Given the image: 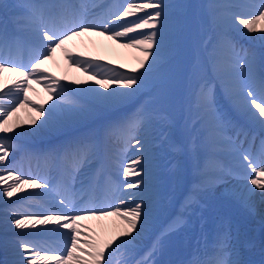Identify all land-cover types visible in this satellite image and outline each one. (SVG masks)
Returning <instances> with one entry per match:
<instances>
[{"label": "snow or ice", "instance_id": "6c2138e0", "mask_svg": "<svg viewBox=\"0 0 264 264\" xmlns=\"http://www.w3.org/2000/svg\"><path fill=\"white\" fill-rule=\"evenodd\" d=\"M27 14L22 17L25 24L33 34L36 46L28 62H22L9 53L13 48H21L23 42L19 37L9 38L5 33H0V182L4 178L11 179V183L0 188V195L11 198L18 192L25 191L24 186L33 189L48 190L51 185L45 181L39 182V177L24 178V174L17 175L14 162L9 161V155L16 150L15 137L9 134L16 132L20 127L13 117L25 105H30L28 96L33 83L43 82L45 89L57 100L65 96L67 85L51 76L42 65L54 59L57 50H62L69 67H75L89 75L99 87L89 90L105 104L118 105L127 98L136 94L144 86L148 77L160 73L169 59L176 51L180 34L183 28L177 11L178 6L170 0H124L123 5L108 8L106 14L99 21H87L86 11L96 5L82 2L78 5L62 3H34L23 5ZM143 13V15H138ZM134 18V19H127ZM237 31L259 32L256 37L264 42V0L258 10L247 16L232 13L230 21ZM237 26H242L239 28ZM88 33L106 36L107 39L121 43L124 48L136 49L141 53L138 58V68L124 72L102 63L98 58H87L83 53H71L66 45L77 37ZM216 78L226 85V92L234 100L237 110L248 120L258 123L264 128V76H258L254 70V54H249L247 49L238 48L225 34L212 46L207 53ZM12 72L16 78L11 81V86L4 82V73ZM73 83H81L74 81ZM83 83L87 84V81ZM121 87H114V86ZM233 85L234 87H229ZM103 89L104 91H101ZM109 89H111L109 91ZM123 89V90H122ZM213 89L207 82L201 85L196 96V103L204 110L211 121L207 140L211 145L210 151L214 152L217 145L226 142L238 153L241 167L247 169L243 176L233 173L231 169L220 170L228 175H236L238 179L246 181V193L250 197L259 190L264 198V140L256 157L250 149L240 150L235 145L241 132L236 131L235 137L227 136V125L221 121L212 105ZM37 112L36 118L29 121L37 127L30 131L37 132L58 123L63 109L60 104L53 103L47 108L43 104L31 105ZM151 118L146 112H137L132 117L118 122L114 129L122 133L123 147L113 154V159L122 164L121 173L124 178L123 190L128 192V199L132 200L129 206L124 200L119 204L94 202L84 207H76L67 195L59 201L63 207L50 211L59 214L50 215L42 212L23 213L13 210L11 223L16 229H36L37 225L54 224L52 229L41 231L58 232L59 229L69 230L64 233L68 237L66 246L60 250L59 255L44 254L52 249L45 248L33 240H17L20 250V260L17 264H111L114 252L123 250L132 245L140 234L148 227L152 203L156 195L153 174L147 164L149 140L146 138L150 128ZM242 145V141L240 142ZM134 150L135 156L125 163L122 157L128 150ZM98 145L94 142H81L72 152V169L68 174L66 191L71 189V183L76 179L78 172L85 163L94 158ZM215 163L214 156H210L206 166ZM98 169L87 185L81 182L82 190L98 188ZM129 190H135L129 192ZM195 203V197L186 199L185 209ZM119 217L126 225L113 239L104 243L88 237L81 244L80 221L85 219H103L105 217ZM184 223V218L177 217L170 223L153 244V251L160 246L163 238L172 231H176ZM217 252L214 256L205 259L194 258L188 264H240L237 259H229L231 253L228 248V235L223 234L214 246ZM122 264H128L124 260Z\"/></svg>", "mask_w": 264, "mask_h": 264}, {"label": "bare ground", "instance_id": "6f19581e", "mask_svg": "<svg viewBox=\"0 0 264 264\" xmlns=\"http://www.w3.org/2000/svg\"><path fill=\"white\" fill-rule=\"evenodd\" d=\"M38 0H11V3H6V0H0V33H5L9 38L19 36L21 41L23 42V46L19 49L13 48L10 55L15 54L18 52L20 55L19 58H16L22 62L26 63V58H31L33 55V49L36 46V42L34 40L32 32H27L26 29L22 26L16 25L19 15L25 9H23V4L28 3L32 4ZM182 3L178 4L176 0H170L171 3H174L178 6L177 11H183L185 9V4L190 3L191 12H196L195 0H181ZM215 1V5H212L213 8V16L216 18V15H219L220 18H232V15H229L225 12H218L216 8V3H220L221 8H228L230 9L231 6L228 5V0H213ZM254 1V0H253ZM257 1V0H256ZM43 3L52 2V0H42ZM82 0H73L70 4H80ZM83 2L88 3L90 5L94 4L96 7H89L86 11L85 19L87 21H99L107 12L108 8L115 5H123L124 0H83ZM255 2V1H254ZM261 3V0L258 1V4ZM243 6L239 8H232L231 10H235L238 14L242 16H247L248 14L252 13L254 9H257L255 5H251L250 2L244 1ZM185 13V12H184ZM183 13V14H184ZM138 15H143V13H139ZM215 18H213L211 22V29L212 34L209 41L208 46L206 47L204 44H200V34L193 28L192 22H189V26L183 25L182 31L187 34V38L190 40L192 47H194L195 51H199L203 54V57L194 53L190 55L188 59L183 62H173V58H175L177 51L173 53L171 58L169 59L168 63L164 66L163 70L155 74L157 79H151L150 77L147 78L143 87L138 89L135 95L127 98L124 102L118 105H108L102 103L94 93H92L89 89L92 87H99L95 84V81L84 72L80 71L75 67H69L68 61L61 50H57L55 57L53 60L48 61L46 64L42 65L43 68H46L48 73L51 76L59 79L62 83L67 85V91L65 96L60 100H57L55 96L51 95L44 87L43 82L37 84H32V89L29 90L28 96L30 98V105H25V107L21 108L18 113L15 114L13 117L14 120H17L20 124V127L16 130V132L22 133L19 136H16V133L10 134L11 136L15 137V143H24V139L33 140L37 147L43 148L46 144V140L50 137H53L56 134H59L63 141L68 139V144L71 146V141L69 140L70 136L69 133L74 127L81 128L84 125H89L93 122L98 123V139H99V147L97 154L94 158L83 165V168H86V174L81 171L76 172V183L80 184V182L84 181V185L89 183L88 179L85 177L91 178V176L96 175L97 170H100V178L104 179V183L107 181L106 173L104 170V165H108L114 169H119L120 162L113 159V154L119 151L123 147L122 139H118L116 141L115 146H111V138L114 135H111L109 130L103 127V120L107 117H113L115 124L121 122L119 120L120 117L125 116L128 114V111L132 110L137 104L143 101V96L152 93H158L165 97L166 92H172L174 95H171L170 98L174 99L176 102L185 100L188 101L189 94H188V84L189 82L192 84L191 87L198 89L195 93L193 101L196 103V96L200 92L201 85L204 83H208L212 86L213 89V96H212V105L213 107L217 106L219 112L217 113L220 117L221 121H223L227 127L230 128H237L241 130V125L239 121L235 118L232 111L229 107L232 108L233 112L241 116L244 120H248L245 116H243L235 107L234 100L231 96L228 95L226 92V85L222 83L219 79L216 78L215 72L213 70L212 63L210 62L207 53L211 51L212 46L220 39L223 35H227L238 48L247 49L249 54H254V70L258 76H261L260 71L264 72V66L261 65L264 60V52L257 53L254 50L255 45L261 46L264 45V42L259 41L256 39L261 33L259 32H247L244 29L242 32L237 31L231 28H225L218 23H216ZM127 19H134V18H127ZM217 19V18H216ZM210 32L207 33L209 35ZM245 35L246 38L251 40L253 44H240L241 36ZM201 40V39H200ZM240 44V46H239ZM67 47L71 53H83L87 58H98L102 63L108 65L112 68H115L120 71L129 72L133 68H138V58L141 57V53L138 52L136 49L131 48H124L121 46L120 42L107 39L106 36L96 35L94 33H88L81 37L75 38L73 41L67 43ZM191 47V46H190ZM204 48V49H203ZM193 50V51H194ZM263 55L262 58H258V56ZM181 56V55H180ZM188 56V55H187ZM186 58V57H185ZM24 60V61H23ZM179 60V59H178ZM180 61V60H179ZM201 62V63H199ZM206 73V75L204 74ZM16 78V74L12 72H5L4 73V82L8 83L11 86V81ZM74 81H79L81 83H73ZM87 81V84L83 83ZM229 87H234L233 85H228ZM114 87H121L119 85ZM111 89H109L110 91ZM123 90V89H122ZM101 91H104L101 89ZM192 92V91H191ZM88 95V96H86ZM184 95V99L181 97ZM162 98V97H161ZM53 103H58L61 105L63 112L61 113V120L58 123H54L47 128H44L41 131L33 132L30 129L35 128L39 125L40 120L45 119V117H41L40 120L37 121V125L29 124V121L33 118H36L37 112L33 110L31 105H41L43 104L45 108ZM197 104V103H196ZM160 106V105H159ZM196 106H199L198 104ZM150 109V106L147 107ZM162 111V110H161ZM146 113L148 111L146 110ZM168 120L165 123H170L164 126L165 124L159 125V134L167 141V148H173L175 150V160L171 161L174 163L171 166V163L168 164L165 162V159H160L159 162L155 163V161L150 160L151 158H158V152L155 150L154 146L156 144V139L153 136L152 129L148 130L147 139L149 140L148 144V153H147V164L146 167L149 168L153 173L154 183L156 185L155 192L156 195L154 197L152 203V212L148 227L140 234V236L136 239V241L130 245L126 246L125 249L119 250L113 253L111 256V264H122L124 260L128 261V264H182L180 255L184 252H188L195 248V244L197 242L192 241L191 238L195 235V228L197 225L194 226V222H197V217L201 218L200 216H196L194 219L191 216L186 220L187 227H182L183 236L189 235L184 237L185 240H177L174 238L176 233H168L164 238L162 243L159 247L155 249V253L153 255L148 254L145 259L141 258V254H139V250L143 248H151L153 249V244L156 241L154 238L155 229H151L152 221L155 217L159 218L161 224L159 223V227L164 226L166 223V218L169 215L168 213H158L157 210L160 208L162 200H166L167 202L171 200V198L175 197L177 194L184 193L186 196L189 193V189L187 184L189 180H186L184 177L185 167L183 165V150L182 148L173 141L170 136L171 130L170 126L174 122H172L169 117H175L177 119L176 114H167L165 111H162ZM197 113H188L184 110V116L187 121H192V124H198V120H194L193 118L196 117ZM200 123L204 125V129L206 130L207 134H209V127L211 125V121L209 117L206 115L204 111L199 114ZM160 119V117H159ZM124 120V119H123ZM165 121V120H164ZM250 121V120H248ZM252 122V121H250ZM172 125V126H173ZM191 126V125H190ZM195 135V134H194ZM227 136H232V132L227 133ZM208 137V136H207ZM207 137L203 139L200 143V152L202 153L201 156L204 157L207 161L209 160L210 156H214L215 163L205 166V168H201L199 164L196 168L202 169L201 174L207 176L208 178L213 179H226L227 176L225 175L226 172H221L219 170L220 165L227 166V160L229 155L233 151V147L229 146L226 142H222L217 145L216 150L214 152L210 151L211 145L209 144ZM194 138V137H193ZM21 141V142H20ZM244 141L242 143V147L245 145ZM81 143V141H80ZM238 143V141H237ZM241 146V145H240ZM110 147V148H109ZM156 154V155H155ZM238 155V154H237ZM135 151L128 150L125 156L122 157V160L126 163L127 160L134 158ZM233 157L237 158L236 154ZM18 160L15 161V167L17 168V175L23 173L24 178H28L30 176L38 175L43 177L42 170L44 169L45 163H48L49 158L46 156L45 160L40 158V167L39 170L36 171L34 166H30L29 170L25 169V166L29 163V157L27 153L24 151L21 155L17 158L13 156L11 160ZM9 160V161H11ZM21 160V163H20ZM67 158L63 156L60 161L65 162ZM71 161V160H70ZM155 164L154 168L151 167V164ZM71 163V164H70ZM69 165L72 167V162ZM101 163V165H100ZM163 164V165H162ZM19 165V166H18ZM163 166V171L161 173L157 172V169ZM72 169V168H70ZM229 169V168H228ZM231 169V168H230ZM171 170H175V184L173 185L172 189V197L168 196L164 192V181L167 182V179L159 180V178L163 174L169 173ZM51 171H53V175L49 179V184L51 185L50 189H33L29 186H24L25 191L18 192L16 196L11 198L4 197L0 195V230L9 231L13 234L18 235L17 240H33L42 244L45 248L52 249L44 254L48 255H59L60 250L63 249L68 241V237L64 235V233L68 232L69 230L66 229H59L58 232H51V231H44L42 229H52L56 226L54 224L49 225H37L36 229H16L14 225L11 223V213L13 210L23 213H34V212H42L44 214H49L46 210H50L48 206L44 204L42 201L47 200L49 203L55 205L54 209H60L63 206L59 204V201L55 200L54 203L48 198V195L56 190L62 199L65 195L68 196L69 199L72 200L73 205L76 207H84L90 203L94 202H105V203H114L119 204L120 200H124L127 205L132 204V200L128 199V192L123 190V183L124 178L121 175L120 179L116 182L114 181L113 196L110 200L105 198H98L96 199L93 194L89 190H82L79 193L70 195L65 191L63 187L64 184L67 183V177L69 174V170L67 166L57 165L54 166ZM84 171V170H82ZM231 171H235L231 169ZM247 169L241 167L239 168V174L244 175ZM121 172V171H120ZM36 174V175H35ZM44 180V179H43ZM6 183H11V179L5 177L4 182H0V188L6 186ZM103 183V184H104ZM229 185V184H228ZM227 185V186H228ZM232 188L233 192H221L219 193V197L228 198L227 201L228 207L231 208V212L236 216V224H238L240 229H244L245 227L248 228V224L253 223L258 229L264 225V198L261 197L259 190L250 197L246 195H242V192L246 193V181L244 182H231L228 186ZM227 187V188H228ZM130 192V190H129ZM186 192V193H185ZM163 193L165 196H163ZM185 196V197H186ZM184 200V198H183ZM184 203V202H183ZM206 208L204 209L207 211V203H204ZM172 206V204H171ZM170 206V208H171ZM196 207H193L195 209ZM164 210V209H163ZM200 211V210H198ZM191 212V211H190ZM59 214L56 211L55 215ZM209 215L210 212H208ZM205 214V218L210 223H204V227L201 226L200 231L204 230L205 227H209L210 225L214 224H222L219 218L214 217L212 219L209 218V215ZM186 215V214H185ZM177 216V215H176ZM156 218V219H158ZM219 219L218 222L216 220ZM195 222V223H196ZM81 225V244L83 246V241L88 237H93L96 241L100 243H104L108 240L113 239L126 225L123 221L116 216L105 217L103 219H85L79 222ZM163 224V225H162ZM185 225V223H184ZM192 225V227H190ZM258 226V227H257ZM164 228V227H163ZM166 228V227H165ZM213 229V236L212 240L213 243L218 242V238L225 234L226 227H212ZM181 233V232H180ZM246 232L243 233L244 240L246 239ZM254 236V235H253ZM253 239L255 243L258 245L257 249H264V239L262 238L261 233H257ZM12 241L9 246H1L0 244V257L7 255L10 259L11 264H17L20 260V250L19 246L16 241ZM207 241V239H206ZM199 244L197 243V246ZM262 247V249H261ZM228 247L227 249H229ZM226 249V251H227ZM234 259H237L241 262V257L245 258V255H242L238 249H235ZM210 251H204V253H209ZM214 253V251L212 252ZM216 253H214L215 255ZM187 255V253H186ZM211 255V256H214ZM209 257V256H208ZM188 261V259H187ZM185 262L184 264H186ZM264 264L261 262V256L255 260H248V264ZM49 264H54V262H49Z\"/></svg>", "mask_w": 264, "mask_h": 264}, {"label": "rangeland", "instance_id": "374dc122", "mask_svg": "<svg viewBox=\"0 0 264 264\" xmlns=\"http://www.w3.org/2000/svg\"><path fill=\"white\" fill-rule=\"evenodd\" d=\"M199 1V8H201L202 10L201 11H197V13L195 14V17H194V26L197 28V30H198V32H202V33H208V26H207V24H209L210 23V19L212 18V16H211V13H209L208 12V10H207V3H208V0H198ZM242 1H248V0H233V2H234V6L235 7H240V6H242L243 5V2ZM252 4H254L255 2H258L259 0H249ZM260 4V3H259ZM258 4V5H259ZM185 6H186V4H185ZM258 10V9H257ZM185 12V13H184ZM183 13L184 14H182V17L184 16V18H188V20H185L184 19V21L183 20H181V22H182V25H185V27L187 26L186 24L188 23V22H190L189 21V16H190V14H189V11L188 10H186V11H184ZM215 18V17H214ZM217 19L215 18V21H216ZM228 26H231V27H233L232 25H228ZM237 27H239V26H237ZM241 27V26H240ZM239 27V28H240ZM234 28H236V27H234ZM235 30H237V28L235 29ZM211 34H212V32H210V34L208 35V39H206L207 37H205V38H201V44H204L206 47H207V45H208V42L210 41V38H211ZM184 35L185 34H183V33H181L180 34V41L178 42V44H177V47H176V51H177V58L180 60V61H184V59H186L189 55H190V51H191V45H190V43L188 42V40L184 37ZM243 37H245V35H242ZM241 36V37H242ZM202 37H204V35H202ZM243 40H245L244 38H242ZM208 41V42H207ZM248 42H249V40H248ZM250 43V42H249ZM239 46H240V44H239ZM256 46H258V45H256ZM256 48V50H257V53H258V51L261 53V52H263L264 51V46L262 47H255ZM204 49V48H203ZM193 51V50H192ZM181 55V56H180ZM188 55V56H187ZM199 56H201L202 54L199 52V54H198ZM262 56L263 55H261L260 56V54H259V56H258V58L260 59V58H262ZM186 57V58H185ZM201 57H203V56H201ZM174 59V58H173ZM264 59H261L260 61H263ZM199 63H201V62H199ZM204 74L206 75V73L204 72ZM150 77H152V78H155V76L153 75V76H150ZM151 78V79H152ZM155 80V79H154ZM192 86V84H190V87H189V94H192V95H194L195 94V92H196V88H194L193 89V87H191ZM192 91V92H191ZM147 100H154L155 101V103H156V107H157V109H159V107H168L169 109H171L173 112H175V113H180L181 111H182V109H181V104L180 103H178L177 104V106L170 100V99H164V98H161V96H159V94H153V95H150L148 98H147ZM180 102V101H179ZM182 102V101H181ZM160 105V106H159ZM144 108V104H141L139 107H137L133 112H131L133 115H135L137 112H139L140 110H142ZM189 111L190 112H195L196 111V108L194 107V104L192 103L191 105H189ZM159 116V115H158ZM132 117V116H131ZM159 118V117H158ZM196 119H198L197 117H196ZM180 126H181V128H182V133H183V135H184V137H185V139L187 140V141H192V142H196L197 141V137H199L200 135H201V133H203V130H202V128H201V126H196L195 128H194V130H192V129H189V128H187V127H185L184 126V124L183 123H181L180 124ZM179 127V126H178ZM192 131H194V134L191 136L190 134L192 133ZM154 132V134L156 135V138H157V140H158V144H159V140L161 141V136L159 135V133L157 132V131H153ZM194 137V138H193ZM158 148H159V145H158ZM197 148H198V146L197 145H195L194 146V150L196 151V153H197ZM9 156H11V154L9 155ZM12 162H14V164H15V161H18L17 159L16 160H11ZM20 163H21V160H20ZM19 166V165H18ZM121 170H119L118 172H119V174L121 173L120 172ZM193 171V170H192ZM234 177H237L236 175H233ZM194 177V176H193ZM225 182H226V180H224L223 182H222V184H225ZM221 188H223V186L221 187ZM215 194V192L214 191H211V195H214ZM220 195V194H219ZM206 206V205H205ZM186 210H185V208H180L179 209V212H185ZM205 223V220L204 219H202V220H200L199 221V223H198V227H201L203 224ZM181 227H183V225L181 226ZM180 228V227H179ZM178 228V229H179ZM251 226H248V229H250L251 230ZM0 231H2V233L0 232V238L3 236L4 237V241H1L0 240V244H1V246H6V243H8V244H10L12 241H15V240H17L18 239V235H16V234H13V233H11V232H9V231H3V230H0ZM7 232V233H6ZM172 232H174V231H172ZM10 233V234H9ZM17 236V238H16V236ZM179 236H180V234H179ZM198 236H199V241L201 242V243H205V242H208L210 245H211V247L213 248L214 246H215V244H213L212 242H210L209 240L212 238V236H211V234L210 235H208V237H207V235H206V233L205 232H198ZM6 237H11V239H8V240H5V238ZM159 237V236H158ZM250 238V236H249V233L247 234V238H246V241H248V239ZM206 239H207V241H206ZM245 241V242H246ZM244 242V243H245ZM236 247H237V249H239L246 257H247V259H253L254 258V260H256V259H258L260 256L261 257H264V255L262 256V254L261 253H259L258 251H256L255 250V247L256 246H253V244L252 243H247L246 242V244H244L243 245V243H240V244H237V245H235V246H233L231 249L232 250H234V249H236ZM152 249L151 250H148L147 252L148 253H152ZM141 252H146L145 250H142ZM254 256V257H253ZM3 259V261L5 262V263H9V264H11L10 263V260L9 259H7L6 260V258H2ZM229 259H230V257H229ZM243 264H247L246 262H244Z\"/></svg>", "mask_w": 264, "mask_h": 264}]
</instances>
